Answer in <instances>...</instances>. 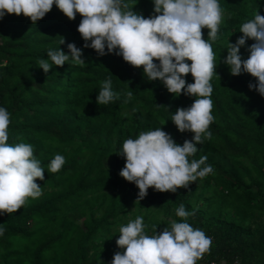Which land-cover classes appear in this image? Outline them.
Masks as SVG:
<instances>
[{
    "label": "trees",
    "instance_id": "16d2710c",
    "mask_svg": "<svg viewBox=\"0 0 264 264\" xmlns=\"http://www.w3.org/2000/svg\"><path fill=\"white\" fill-rule=\"evenodd\" d=\"M134 2V10L153 13L152 0ZM219 3L220 36L212 42L215 119L211 139L195 153L197 159L207 156L214 171L177 192L150 186L139 201L138 187L119 175L125 159L115 152L126 138L157 127L177 143L191 139L193 133L180 132L171 116L195 97L174 96L115 52L99 56L83 47L80 14L69 19L53 5L36 24L23 14L0 19V105L11 113L8 142L31 143L45 168L44 180L37 178L42 196L0 214V264H110L121 250L116 244L121 224L141 215L148 234L160 232L183 219L175 212L181 203L193 212L188 221L212 238L210 252L197 264H264V97L248 88L255 77L233 75L223 63L229 40L242 35L240 25L257 10L264 14V0ZM207 32L202 29L205 39ZM69 42L82 48L86 64L65 62L45 73L38 60L47 58L49 48L67 52ZM253 42L248 38L241 46L242 58ZM106 78L121 95L99 105L96 95ZM186 80L192 82L190 73ZM56 153L66 161L51 172L47 166Z\"/></svg>",
    "mask_w": 264,
    "mask_h": 264
},
{
    "label": "clouds",
    "instance_id": "9594fccd",
    "mask_svg": "<svg viewBox=\"0 0 264 264\" xmlns=\"http://www.w3.org/2000/svg\"><path fill=\"white\" fill-rule=\"evenodd\" d=\"M136 3L134 0H0V19L6 14H23L36 24L53 5L69 19L80 14L77 31L84 40L83 47L94 49L99 56L115 52L132 66H142L147 80L159 79L174 96L183 92L195 97L190 105L178 107L171 116L180 132L193 133L191 139L177 143L170 133L157 127L126 138L115 152L125 159L119 175L138 187L139 201L147 195L150 186L158 191L177 192L179 187L187 189L192 182L214 171L206 163L207 156L197 159L195 153L198 145L212 137L209 125L215 117L211 79L217 65L212 42L219 39L223 10L219 0H152L153 13L145 16L134 10ZM204 28L208 29L207 39L203 38ZM239 31L242 35L235 42L229 40L223 63L233 75L248 73L255 77V83L249 82L248 88L264 97V14L257 10L253 18L240 25ZM248 38L254 42L247 46V58H242L240 48ZM63 43L62 37L60 44ZM67 48V52L60 47L47 49V58H40L38 66L47 73L54 65L63 66L65 62L86 64L81 47L69 42ZM189 73L192 82L186 80ZM101 85L96 95L99 105L120 98L111 78L104 79ZM125 95L130 98L132 92ZM10 123L11 113L0 105V214H12L31 199L41 197L43 187L37 178H45V168L31 143L8 142ZM65 161L63 154L56 153L47 169L57 172ZM175 212L183 219L172 220L170 227L151 235L141 215L121 224L116 239L121 250L114 253L110 264H197L210 252L212 238L188 221L193 212L186 210L183 203ZM3 233L0 223V235Z\"/></svg>",
    "mask_w": 264,
    "mask_h": 264
},
{
    "label": "built area",
    "instance_id": "2783aa9c",
    "mask_svg": "<svg viewBox=\"0 0 264 264\" xmlns=\"http://www.w3.org/2000/svg\"><path fill=\"white\" fill-rule=\"evenodd\" d=\"M210 264H217V263H215V262H211Z\"/></svg>",
    "mask_w": 264,
    "mask_h": 264
}]
</instances>
